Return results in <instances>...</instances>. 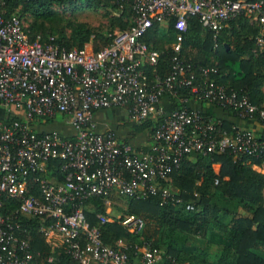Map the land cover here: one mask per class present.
<instances>
[{
    "label": "built area",
    "instance_id": "built-area-1",
    "mask_svg": "<svg viewBox=\"0 0 264 264\" xmlns=\"http://www.w3.org/2000/svg\"><path fill=\"white\" fill-rule=\"evenodd\" d=\"M131 6L133 26L117 31L96 51L89 44L67 50L53 36L31 40L19 17L0 14V264H36L28 241L16 233L21 229L16 218L21 216L40 219L47 241L81 264H156L162 252L147 242L135 245L134 258L121 239L115 247L104 244L99 227L85 216V202L102 197L110 204L112 193L139 198L160 191L163 203H179L157 179L168 177L184 155L229 150L238 157L264 152V138L250 130H224L216 137L211 134L213 124L205 122L198 110L176 108L166 113L159 105L162 96L189 85L203 100L231 107L241 118L264 122V107L208 79L215 68H202L206 82L199 88L175 55L167 76L155 75L148 81L144 63L155 66L159 53L140 40L153 22L172 17L178 53L189 16L216 37L226 21L246 13L260 25L255 39L256 50L261 49L264 0H132ZM114 107L126 108L137 121L161 117L148 152L138 154L121 144L114 131L97 130L95 112ZM57 114L66 116L69 136L37 128ZM54 159L62 161V180L49 173ZM5 195L18 203L9 214L1 212ZM185 208L192 210L194 205L187 203ZM97 217L102 223L110 220L103 214ZM121 224L139 234L143 220L130 214Z\"/></svg>",
    "mask_w": 264,
    "mask_h": 264
},
{
    "label": "trees",
    "instance_id": "trees-1",
    "mask_svg": "<svg viewBox=\"0 0 264 264\" xmlns=\"http://www.w3.org/2000/svg\"><path fill=\"white\" fill-rule=\"evenodd\" d=\"M71 1L75 0H4V4L0 6V14L16 15L19 18L28 15L53 20L57 14L52 6ZM86 1L96 3L101 0ZM111 1L117 10L129 11L130 25L118 18L120 28L125 30L128 25L132 27V0ZM120 3L123 4L122 7L119 6ZM187 21V31L183 34L178 53L174 52L178 31L172 17L164 22H153L141 36L142 42L159 53L155 66L149 65L147 61L144 63L148 81L152 82L155 75L160 78L167 76L172 71L173 58L176 55L188 67L186 75H191L193 86L202 88L205 84L202 68H215L216 72H210L208 79L224 85L229 92L245 95L252 104L264 107V47L256 50L255 39L260 33V25L252 21L249 14L241 13L226 21L214 37V33L205 30L196 17L189 16ZM24 29L31 40L36 38L29 27L24 25ZM116 32L93 31L84 24H77L71 33L61 31L54 38L60 47L67 50L89 44L96 51L106 46ZM42 35L40 40L47 39L44 37L45 33ZM159 36L164 37L165 44L160 42ZM190 87L177 86L174 88V95L167 91L162 98L170 95L176 101L177 109L193 110L179 100L196 95L201 98ZM210 103L221 107L232 116L240 117L231 107ZM200 113L205 122L213 124L211 134L216 137L224 130L229 133L236 130L228 121H213L214 113L210 109ZM61 117L60 120H56V117L48 118L37 128L44 126L42 132L57 131L61 135L69 136V129L64 124L66 116L61 114ZM160 120L161 117H148L129 122L132 133L143 135L148 140L149 144L143 150H138L129 140H120L116 132L115 134L121 144L130 145L133 151L142 154L151 149L152 135ZM256 120L262 122L258 118ZM257 137L263 139L264 133ZM263 161L264 152L259 156L243 154L238 157L229 150L222 153L186 154L179 167L173 169L168 177L157 179L158 186L169 189L175 198L180 199L179 203H163L160 191L139 198L112 193L110 204H106L102 197L89 198L84 205L85 216L90 225L99 227L104 244L115 247L121 239L127 245L126 251L133 258L135 245L142 246L147 242L162 252L156 264H264V173L253 169V165H259ZM49 165L51 177L57 176L62 180V161L54 159ZM31 187L34 189L35 185L32 183ZM2 200L3 214H9L18 204L6 195L2 196ZM117 201H122L125 208L120 217L111 216L108 211ZM187 203L193 204L194 208L186 209ZM98 214L106 215L110 220L102 223L97 217ZM130 214L143 220L139 234L127 230L121 224V219ZM16 220L21 228L16 233L28 241L36 264H81L63 247L54 246L47 241L40 229V219L21 216ZM214 223H218V227ZM214 228H218L217 233H213ZM180 237H183L182 241ZM194 238L206 239V243L203 246L192 245L189 241ZM215 239L219 242L218 247L214 248Z\"/></svg>",
    "mask_w": 264,
    "mask_h": 264
},
{
    "label": "rangeland",
    "instance_id": "rangeland-1",
    "mask_svg": "<svg viewBox=\"0 0 264 264\" xmlns=\"http://www.w3.org/2000/svg\"><path fill=\"white\" fill-rule=\"evenodd\" d=\"M111 0H101L99 2L93 1V3L86 0H75L63 5H53L52 8L56 11V17L53 20L40 19L33 16L24 15L20 19L22 23L29 27L31 32L36 38L42 39L44 37H58L61 31L71 33L73 28L77 24H84L89 29L98 32L107 33L109 30L113 32L123 30L118 24V18H121L123 22H127L130 25L131 17L128 10L120 11L114 8ZM124 29L129 28L130 26ZM161 35V34H160ZM160 42L165 44L164 37L159 36ZM61 114L56 115V120H60ZM67 129V128H64ZM117 204H112L108 211L111 216H120L125 210L122 201H117ZM228 205V204H227ZM122 206V207H121ZM230 206V205H228ZM242 213V210H239ZM215 227H218V223H214ZM217 233L218 228H214ZM183 237H180L182 241ZM189 238V237H188ZM187 238V239H188ZM219 240L215 239L213 247H218ZM192 245L203 246L206 243V239L194 238L189 241ZM87 264H92L91 262Z\"/></svg>",
    "mask_w": 264,
    "mask_h": 264
},
{
    "label": "crops",
    "instance_id": "crops-1",
    "mask_svg": "<svg viewBox=\"0 0 264 264\" xmlns=\"http://www.w3.org/2000/svg\"><path fill=\"white\" fill-rule=\"evenodd\" d=\"M264 90V89H263ZM181 102H185L188 108L198 111H206L210 109L214 115L212 120H225L228 121L236 129H247L254 133L256 136L262 135L264 133V123L259 122L256 119L243 120L238 116H232L227 111L223 110L221 107L211 104L209 101L198 98V96H192L190 98H181ZM175 102L172 96H166L162 98L160 102V107L168 113L172 109H176ZM95 121L97 123V130L100 132L114 131L119 136L120 140H129L138 150L146 149L148 146V140L144 139L143 135L134 134L130 130L128 125L130 121L134 120L128 113L127 109L124 108H110L97 110L95 113ZM67 127V126H66ZM44 126L40 127L39 130L43 131ZM49 131V130H48ZM253 169L264 173L263 165H253ZM109 209V208H108Z\"/></svg>",
    "mask_w": 264,
    "mask_h": 264
}]
</instances>
